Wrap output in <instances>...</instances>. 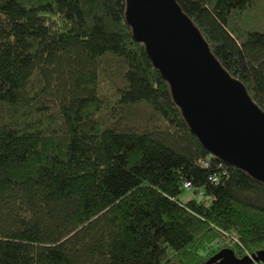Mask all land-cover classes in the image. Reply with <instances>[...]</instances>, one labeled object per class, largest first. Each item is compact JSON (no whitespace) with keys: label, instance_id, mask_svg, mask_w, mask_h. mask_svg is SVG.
<instances>
[{"label":"trees","instance_id":"trees-1","mask_svg":"<svg viewBox=\"0 0 264 264\" xmlns=\"http://www.w3.org/2000/svg\"><path fill=\"white\" fill-rule=\"evenodd\" d=\"M177 2L264 111V0ZM125 12V0H0V264L264 250V182L210 155Z\"/></svg>","mask_w":264,"mask_h":264},{"label":"water","instance_id":"water-1","mask_svg":"<svg viewBox=\"0 0 264 264\" xmlns=\"http://www.w3.org/2000/svg\"><path fill=\"white\" fill-rule=\"evenodd\" d=\"M137 42L168 81L192 132L210 155L264 182V111L213 54L177 0H125ZM264 263V250L237 257L221 249L205 264Z\"/></svg>","mask_w":264,"mask_h":264},{"label":"rangeland","instance_id":"rangeland-1","mask_svg":"<svg viewBox=\"0 0 264 264\" xmlns=\"http://www.w3.org/2000/svg\"><path fill=\"white\" fill-rule=\"evenodd\" d=\"M184 194L182 195V199L184 201L189 200L192 197H196V195L192 192L191 189H187L186 191L183 192ZM250 255V254H249Z\"/></svg>","mask_w":264,"mask_h":264},{"label":"built area","instance_id":"built-area-1","mask_svg":"<svg viewBox=\"0 0 264 264\" xmlns=\"http://www.w3.org/2000/svg\"><path fill=\"white\" fill-rule=\"evenodd\" d=\"M190 186H191V183H186L187 188H190Z\"/></svg>","mask_w":264,"mask_h":264}]
</instances>
